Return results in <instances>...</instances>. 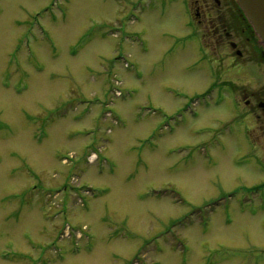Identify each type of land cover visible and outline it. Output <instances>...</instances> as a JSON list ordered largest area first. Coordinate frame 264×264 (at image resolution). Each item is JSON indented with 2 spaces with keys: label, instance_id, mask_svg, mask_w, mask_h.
Instances as JSON below:
<instances>
[{
  "label": "rangeland",
  "instance_id": "374dc122",
  "mask_svg": "<svg viewBox=\"0 0 264 264\" xmlns=\"http://www.w3.org/2000/svg\"><path fill=\"white\" fill-rule=\"evenodd\" d=\"M195 26L189 0H0V264H264L230 141L264 67Z\"/></svg>",
  "mask_w": 264,
  "mask_h": 264
},
{
  "label": "flooded vegetation",
  "instance_id": "af4514ba",
  "mask_svg": "<svg viewBox=\"0 0 264 264\" xmlns=\"http://www.w3.org/2000/svg\"><path fill=\"white\" fill-rule=\"evenodd\" d=\"M189 9L193 23L197 25L196 30L200 32L199 36L205 45H208L207 48L212 47L216 50L218 47L220 50L227 46L231 49L230 57L234 60L253 61L257 72L253 77H259V65L264 67V45L235 0H189ZM234 74L236 75L237 71L232 73ZM259 86L258 91L248 86L240 88L241 93L236 96L240 110L235 117L239 120L240 127L235 134L236 138L230 141L243 138L245 152L250 153L258 173L253 188L263 190L264 84ZM262 229L264 231V227Z\"/></svg>",
  "mask_w": 264,
  "mask_h": 264
},
{
  "label": "water",
  "instance_id": "95a60500",
  "mask_svg": "<svg viewBox=\"0 0 264 264\" xmlns=\"http://www.w3.org/2000/svg\"><path fill=\"white\" fill-rule=\"evenodd\" d=\"M264 44V0H236Z\"/></svg>",
  "mask_w": 264,
  "mask_h": 264
}]
</instances>
